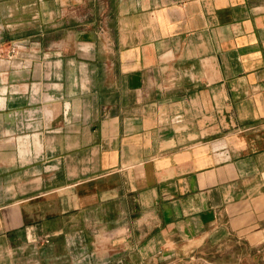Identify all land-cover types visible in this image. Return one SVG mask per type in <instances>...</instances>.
I'll list each match as a JSON object with an SVG mask.
<instances>
[{"label": "crops", "instance_id": "0c3cea01", "mask_svg": "<svg viewBox=\"0 0 264 264\" xmlns=\"http://www.w3.org/2000/svg\"><path fill=\"white\" fill-rule=\"evenodd\" d=\"M224 227L264 240V0H0V264Z\"/></svg>", "mask_w": 264, "mask_h": 264}, {"label": "rangeland", "instance_id": "374dc122", "mask_svg": "<svg viewBox=\"0 0 264 264\" xmlns=\"http://www.w3.org/2000/svg\"><path fill=\"white\" fill-rule=\"evenodd\" d=\"M197 244H192L191 248ZM153 264H264V240L247 239L224 227L194 253H177L168 259L162 257Z\"/></svg>", "mask_w": 264, "mask_h": 264}]
</instances>
